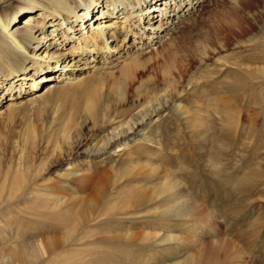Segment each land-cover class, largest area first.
I'll list each match as a JSON object with an SVG mask.
<instances>
[{
	"label": "rangeland",
	"instance_id": "rangeland-1",
	"mask_svg": "<svg viewBox=\"0 0 264 264\" xmlns=\"http://www.w3.org/2000/svg\"><path fill=\"white\" fill-rule=\"evenodd\" d=\"M202 3L126 69L141 43L0 103V264H264V0Z\"/></svg>",
	"mask_w": 264,
	"mask_h": 264
},
{
	"label": "bare ground",
	"instance_id": "bare-ground-1",
	"mask_svg": "<svg viewBox=\"0 0 264 264\" xmlns=\"http://www.w3.org/2000/svg\"><path fill=\"white\" fill-rule=\"evenodd\" d=\"M202 1L209 0H0L7 2L0 5V103L29 93L44 81L55 80L53 73L62 76L59 81L68 83L81 79L80 73H76L81 69H94L98 71L93 70L98 73L96 78H101L98 57L119 54L115 58L118 61L122 53L141 43L131 53L134 56L121 66L128 67L127 62L131 64L146 53L142 45H162L165 35L171 37L182 17L196 11ZM36 11L39 13L34 19L31 14ZM22 15L24 25L20 26L16 21ZM241 21L239 17L234 22L230 20L228 26L237 22L240 33ZM144 37L147 41H141ZM239 72L231 69V94L220 97L219 104L235 106L237 84L244 77ZM96 78L88 77L84 81L90 83ZM215 187L216 191L220 188L221 192L230 194L222 184ZM127 200L136 201V198ZM174 204L167 206L173 215H183L188 208L178 207V203L174 208ZM260 234L261 231H256L254 240L249 242L251 247L258 245L255 243ZM184 264L193 262L186 260Z\"/></svg>",
	"mask_w": 264,
	"mask_h": 264
}]
</instances>
